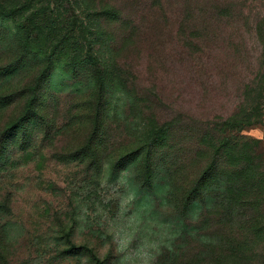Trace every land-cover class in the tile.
<instances>
[{
  "label": "rangeland",
  "instance_id": "1",
  "mask_svg": "<svg viewBox=\"0 0 264 264\" xmlns=\"http://www.w3.org/2000/svg\"><path fill=\"white\" fill-rule=\"evenodd\" d=\"M187 1H107L122 15L109 31L142 112L178 129L227 119L243 107L248 84L258 77L264 87V0H205L231 24L209 33L194 30ZM1 26L0 264H214V254L226 256L225 224L250 225L255 212L231 204L218 176L198 182L207 160L157 147L149 175L140 108L115 119L99 111L95 94L63 90L62 75L27 110L33 94L23 89L34 86L35 70L4 79L17 51L9 24ZM263 109L264 100L258 120ZM263 127L242 135L261 140L264 156Z\"/></svg>",
  "mask_w": 264,
  "mask_h": 264
},
{
  "label": "trees",
  "instance_id": "2",
  "mask_svg": "<svg viewBox=\"0 0 264 264\" xmlns=\"http://www.w3.org/2000/svg\"><path fill=\"white\" fill-rule=\"evenodd\" d=\"M107 1L46 0V5L42 4L44 0H17V4L11 5L0 1V29H4L2 23L9 24L5 27L7 39L17 51L16 60L3 69L2 76L9 79L35 70L34 86L23 89L33 94L28 101L29 111L37 104V95H41L45 85L52 88L54 78L59 75L68 83L63 90L95 94L99 111H107L108 116L114 113L115 119H122L124 113L131 116L140 108L145 118L141 148L147 151L149 175L153 150L171 145L180 157L191 154L207 160L198 182L218 176L226 183L225 194L231 204L241 201L255 212L250 225L235 228L230 221L225 224L232 247L226 256L214 254V264H264V156L257 154L262 141L242 135L250 127L264 125V109L262 119L258 120L256 115L264 100L261 80L257 77L246 86L243 107L227 119L216 117L202 123L192 122L194 127L185 123L179 129L175 127L176 121L160 125L155 117H145L139 96L130 86L128 71L115 58L116 37L109 27L120 22L122 15ZM187 2L190 12L198 16V27L194 26V30L209 33L224 25L230 27L226 22L230 16L220 8L214 10L205 0ZM263 27L264 23H258L259 40ZM129 124L135 131L142 127L136 120ZM190 144L193 152L186 147Z\"/></svg>",
  "mask_w": 264,
  "mask_h": 264
},
{
  "label": "crops",
  "instance_id": "3",
  "mask_svg": "<svg viewBox=\"0 0 264 264\" xmlns=\"http://www.w3.org/2000/svg\"><path fill=\"white\" fill-rule=\"evenodd\" d=\"M263 129H264V127H263ZM263 129H262V130H263ZM262 139L264 140V136L262 137Z\"/></svg>",
  "mask_w": 264,
  "mask_h": 264
}]
</instances>
